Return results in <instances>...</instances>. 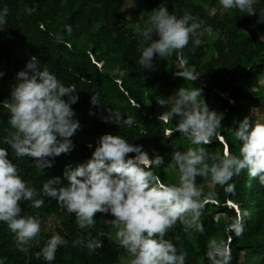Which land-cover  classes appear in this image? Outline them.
<instances>
[{
  "label": "trees",
  "instance_id": "obj_1",
  "mask_svg": "<svg viewBox=\"0 0 264 264\" xmlns=\"http://www.w3.org/2000/svg\"><path fill=\"white\" fill-rule=\"evenodd\" d=\"M125 1L0 0V9L8 8L7 24L0 30V101L10 96L15 74L31 57L66 86L74 85L79 96L71 105L81 125L71 137L74 148L56 156L45 169L37 168L28 156L18 157L4 142L14 130L8 123L9 113L0 105V148L8 151L20 176L38 193L49 177H63L66 167L91 158L97 139L105 133L142 145L150 158L163 155L164 165L155 169L161 183H178V173L168 166L172 152L197 146L178 131L167 135L176 121L164 117L168 105L162 107L158 102H173L179 87H201L208 106L223 113L218 129L222 140L214 137L210 144L201 145L210 155H222L225 148L239 155L240 142L233 133L238 122L245 116H250V121L264 120V0L254 5V14L224 9L219 0H144L140 11L131 16L123 11ZM158 6L177 16L190 11L212 27L213 36L205 34L198 47L190 39L183 49L154 59V69L142 70L138 63L139 31L146 26L147 12ZM157 38L153 34V39ZM184 71L200 77L191 81L176 74ZM91 96L97 97L98 105L91 103ZM116 114L131 116L135 122L128 127L119 118H112ZM196 182L204 201L198 221L203 231L195 226L186 228L178 221L165 233L184 254L185 264H211L206 253L214 242L228 247L229 264H264V185L246 169L226 185L201 177ZM229 185L233 186L231 191L227 190ZM43 200L39 208L32 207L31 201L19 202L22 215L35 216L41 224L36 237L40 243L33 240L26 251L0 221L3 264H48L35 253L54 233L67 243L57 248L51 264H119L130 260L116 239L110 214L98 212L96 222L81 229L75 214L68 213L55 198L43 196ZM237 221L242 228L239 235L232 227ZM77 239L98 240L101 246L90 252L74 244Z\"/></svg>",
  "mask_w": 264,
  "mask_h": 264
},
{
  "label": "clouds",
  "instance_id": "obj_2",
  "mask_svg": "<svg viewBox=\"0 0 264 264\" xmlns=\"http://www.w3.org/2000/svg\"><path fill=\"white\" fill-rule=\"evenodd\" d=\"M257 2L219 0L222 8L237 9L242 14L257 13L254 8ZM147 13L138 42L141 52L138 63L142 70L154 69V59H164L183 49L190 39L198 47L205 34L213 36L212 27L205 26L190 11L177 16L167 7L158 6ZM7 14V6L0 9V30L7 24ZM153 34L158 38L153 39ZM176 74L191 81L200 77L193 71ZM76 90L74 85L62 83L47 67L41 69L31 57L15 74L10 96L0 101L14 130L4 142L18 157L32 158L37 168H50L56 156L74 148L71 137L81 126L71 107L79 99ZM91 103L98 105L97 97L91 96ZM158 104L162 107L167 104L164 117L176 121L167 135L178 131L197 146L172 152L168 166L178 173V183H161L155 169L164 165L163 155L157 153L150 158L142 145L105 133L97 139L91 158L66 167L63 177H49L38 193L20 176L16 164L8 158V151L0 148V221L15 234L22 251L33 240L40 243L36 237L41 224L35 216L22 215L19 202L31 201L32 207L39 208L44 203L43 196H48L55 198L68 213H74L81 229L93 225L98 212L110 214L116 239L130 257L129 264H185L184 254L165 238V233L178 221L186 228L195 226L203 231L198 221L204 201L197 177L226 185L246 169L250 177L258 178L264 185V120L250 121L245 116L238 122L233 133L240 142L239 155L230 154L227 148L222 155H210L201 145L210 144L214 137L222 140L218 129L222 127L223 113L208 106L201 87H179L173 102L169 104L161 99ZM112 118H119L128 127L135 122L131 116L116 114ZM88 146L91 148L92 144ZM232 187L229 185L227 190L231 191ZM231 205L238 209L233 202ZM232 227L237 235L241 233L239 221ZM66 243L63 236L54 233L35 255L51 264L57 248ZM73 243L87 247L90 252L101 246L94 239H77ZM206 255L211 264H229L231 259L230 250L223 242H214Z\"/></svg>",
  "mask_w": 264,
  "mask_h": 264
},
{
  "label": "rangeland",
  "instance_id": "obj_3",
  "mask_svg": "<svg viewBox=\"0 0 264 264\" xmlns=\"http://www.w3.org/2000/svg\"><path fill=\"white\" fill-rule=\"evenodd\" d=\"M143 4H144V0H126L124 8H123V11L128 16H131L136 11H140V9L142 8ZM247 117H249V119H250V116H247ZM169 132H167V133H169ZM229 204H231V201H229ZM119 264H129V260L128 259H123Z\"/></svg>",
  "mask_w": 264,
  "mask_h": 264
}]
</instances>
